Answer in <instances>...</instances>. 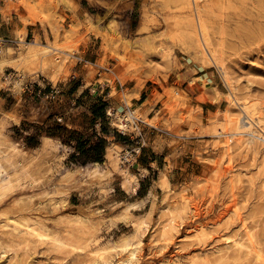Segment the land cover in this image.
<instances>
[{
	"label": "rangeland",
	"instance_id": "rangeland-1",
	"mask_svg": "<svg viewBox=\"0 0 264 264\" xmlns=\"http://www.w3.org/2000/svg\"><path fill=\"white\" fill-rule=\"evenodd\" d=\"M13 3L0 4V22H8L9 29L27 24L31 31L28 41L38 33L44 44L52 40L75 51L72 57L59 55V73L40 61L27 67L25 77L14 68H5L0 83V180L11 184L12 190L0 203V264H96L98 257L107 259L108 248L132 233L134 222L143 218L149 229L142 236L137 264L174 260L177 264H263V145L245 136L240 140V136L224 134L230 120L241 115L239 106L230 102L224 76L226 73L241 100L257 104L264 120V0H195L204 33L222 54L213 63L195 49L182 21L191 11L190 0ZM101 17L96 27L94 23ZM33 19L34 24L30 23ZM0 39L2 48L17 51L15 37L11 31L3 32L1 25ZM81 59L89 70L86 84L98 76L100 82L113 85L107 109L113 114L119 109L127 113L126 98L131 101L130 109H137L141 103L136 98L147 90L149 100L137 112L145 121L140 125L143 138L136 137L138 132L124 139L116 137L120 127L113 121L115 114L104 123L107 134L102 132L100 121L90 110L101 94L87 89L77 100L73 92L79 81L75 67ZM20 77L23 80L18 86ZM55 88L61 92L52 97ZM14 108L18 109L16 116L10 114ZM148 117L153 118L154 126L148 124ZM72 130L95 141L97 136L104 137L115 153L106 156V146L100 167L112 171L109 177L66 190L59 179L67 169L76 171L77 166L93 164H86L88 155L71 158L76 151ZM133 130L130 127L129 131ZM48 133L57 135L47 139ZM153 135L174 153L179 150L184 155L179 168L174 169L168 159V166L159 160L160 170L147 169L145 156L151 155ZM139 144L143 147L137 162L127 161L125 156ZM162 170L168 172L172 190L157 183ZM213 170L217 172L215 182L209 179ZM129 173L136 176V190L125 179ZM85 174L86 170L79 172L78 178L84 179ZM150 191L154 194L148 197ZM183 194L191 200L184 213L181 211V229H176L171 209L182 205ZM137 201H141L140 207L126 210L129 203ZM11 202L20 209L3 213ZM68 213L83 216L85 221H72ZM7 215L11 221H35V228L48 233L39 240L36 235L14 232L5 224ZM240 217L252 230L263 260L254 252L240 254L235 246L219 240L221 235H243ZM57 236L79 248L58 247ZM165 239L170 240V246ZM97 248L105 251L97 255ZM116 255L109 257L111 264H117Z\"/></svg>",
	"mask_w": 264,
	"mask_h": 264
},
{
	"label": "bare ground",
	"instance_id": "bare-ground-1",
	"mask_svg": "<svg viewBox=\"0 0 264 264\" xmlns=\"http://www.w3.org/2000/svg\"><path fill=\"white\" fill-rule=\"evenodd\" d=\"M16 1H14L15 3H13L11 5L17 6V5H23L24 4V0H19V1L16 0ZM190 2L191 3L189 6L191 7V11H188L183 16L184 20H182V21L187 26L188 34H190V37H191V40H192V43H193L195 49L198 50V52L202 55V57L204 59H207L208 61H210L212 63L216 62V60L219 57H221L220 55H222V54H220L221 52L220 53L218 52L219 47L217 48L216 47L217 45L215 46V44L212 42V39L209 37V34H207V36L205 35L204 30H203L204 26H203V24H201V22L199 20L200 17H199L198 10H196L194 7L195 6V0H190ZM187 3H188V1H187ZM13 6H12V8H13ZM33 20L34 21L30 22V23L34 24L36 20L35 19H33ZM101 20H102V17L100 19H98L94 23V25L96 27L100 26ZM26 25L18 26L14 30L15 40L17 41V43L19 45L16 52L14 51L15 49L12 47L2 48V53L0 54V83L3 82V76L6 74L5 73L6 67H11V68L16 69L17 71H19L21 73V76L25 77L27 67L35 61H40L41 64L44 65V67H49L50 65L54 66L56 73H59L61 70L60 64H62L61 63L62 61L58 60V59H60L59 55L62 54V55H65V57L74 56L72 53L75 51L74 48L68 47V45L59 44V43L52 41V40L49 43L44 44L41 42L38 33H36L34 35L31 42L28 41L27 40L28 30H27ZM66 48H68L69 51ZM53 53L56 56H53L52 55ZM64 61H65V59H64ZM21 65H23V70L21 69ZM220 66L223 68V64H221ZM224 78H225L227 85L230 89V93L227 94L228 97L230 98V102L236 103L239 106V109H240L239 112L241 113V115L236 116V118L230 120V122L227 125L228 127L226 128L227 131L224 132V134L228 135V137L229 136L230 137L240 136L239 137L240 140H244L242 137L245 136V138L247 137V138L255 140L254 142L257 144H259L258 142H261V145H263L262 147H263V151H264V143L261 141L262 140L261 136L264 138V120L260 114V110L257 107V104L255 102H250L248 99H245V100L242 99L241 100L237 96L236 92L234 91V87L232 85V82L229 80L226 73H225ZM22 80H23V78L20 77L19 81L17 82L18 86L21 85ZM125 103H126V107L128 108L126 111L127 113H125V115L123 113L125 111V109L124 110L119 109L116 113H114L115 115L111 111H109L112 113V115H114L113 121H116V122H114L115 125L118 123L117 125L120 127V129H122L126 126L124 123V118L122 117V113L124 116H128L126 118L127 120H131L132 122H134L135 119L139 117L138 116V113H139L138 110L141 108V104H140V105H138L137 109H133V110L130 109L131 101L127 98L125 99ZM17 110L15 109V110L11 111L10 114L12 116H16V113L18 112ZM159 112L160 111L158 110V113ZM237 115H238V113H237ZM148 124L152 125V126L155 125L153 118L148 117ZM45 138H47V139L52 138V136L47 135V136H45ZM114 151H115V149L112 146H107L106 156L110 157L112 155L111 152L115 153ZM119 155H120L119 153H116V157H119ZM115 159H118V158H115ZM100 166H101L100 162H94L93 164H91V166H88V165L77 166L76 171H72L70 169H67L66 173L63 174L59 179V181L61 183V187L66 189V190H70V189H73L76 187L78 188L83 183H86L89 181L101 180L103 178L109 177L111 175L112 171L110 169H104L103 170V169H101ZM24 169H26L25 166H24ZM33 169H34V167L31 168L32 171H33ZM84 170H86L85 178L84 179L82 178V180H81L78 178V173L79 172L82 173ZM124 170H127V169L125 168ZM125 179L127 180L128 183L131 184V186L134 188V190L137 189L136 183H135L136 182L135 174L129 173V176H127ZM209 179L213 180L215 182L217 179V172L214 171L209 176ZM156 181H157V183L162 185L165 189L172 190V183H171V180L169 178L167 171L162 170V174L160 175V177ZM11 190H12L11 184H5L3 181L0 180V203H1V201L4 200V197ZM153 194H154L153 191H150L148 194V197L152 196ZM182 196L184 198L180 202L182 205H184V208L182 205H180V206L175 205L174 208L171 209V213L174 215L172 218L173 219V226L176 229L179 227L181 229V225L183 224V220H184L183 217L181 216V211H183L185 208L187 209V207L189 206L190 200H191V198L187 194L186 195L183 194ZM143 201H144V199H143ZM56 203H57V201H56ZM8 206L9 207L3 213L9 214V212H11V211L13 212V211H17L20 209L19 206H17V204L15 202H11L10 205L8 204ZM140 206H141V201L129 203V205H127V207H126V210L131 212L133 209H137ZM187 212H189V211H187ZM183 213H184V211H183ZM66 216L68 219H70L72 221H77V222L78 221H82V222L85 221V218H83V216H80V215L68 213ZM181 217L183 219L182 222L180 221ZM6 218H7V222L5 224L8 226L11 225V227H13L14 232H18V233L25 232V233H27V235L29 234L30 237H32V235H36L39 238V240H40V238L45 237L46 234L48 233V231H46L47 232L46 234L39 231L37 229V227L35 228L33 225L36 222L33 221V223H32L29 221L28 218H24V220L14 218L13 221L10 220L11 217L8 215ZM240 220H241L240 222L243 226V232H244L243 235H239V237H236V238L229 236V235L228 236L227 235H221L219 240L224 242V244L226 243L227 245H231L233 247L235 246L240 254H248L249 255L252 252H254L256 254V257L259 260H263V257L261 256L260 251L255 247L256 245H254L253 235L250 232L251 229L249 228L250 230H248L246 221H245V219H243V217H240ZM42 224H44L43 221H42ZM134 224H136V226H135V229L132 233L123 235L121 237V239L116 243V245L108 248V251L106 254H109L112 257H113V254H117L119 256L117 264H137V262L141 258V255H142L141 251H142V247L144 244V242L142 241V236L149 229V223L146 221L145 218H143L138 223L134 222ZM44 230H45V228H44ZM20 236H21V234H20ZM53 236H56V235H53ZM23 237H25V236H23ZM51 238L49 237V239H51ZM47 240H48V238H47ZM55 240L58 243V247L59 246H62V247L67 246V248H70L69 246L74 247V248L78 247V244H75V243L73 244L71 242L65 241L66 239L64 240V238L62 239V238H60V236L59 237L57 236L55 238ZM169 241H170L169 239H165L163 242L166 244V246H168L170 243ZM165 244H163V246ZM75 245H77V246H75ZM74 248H71L72 251L74 250ZM164 248H165V246L163 247V249ZM103 251H105V250L102 248H99L98 250H96V254L100 255V252H103ZM112 252H114V253L112 254ZM248 255H245V256L247 257ZM109 257L107 259H103L102 261L100 260L101 257H98L96 259V261H97L96 264H111L112 260L109 259ZM246 257H245V259L248 258V257L247 258ZM175 263L176 262L174 260V261L169 262L168 264H175ZM177 263H179V262H177ZM203 263H205V262H203ZM193 264H196V263H193Z\"/></svg>",
	"mask_w": 264,
	"mask_h": 264
},
{
	"label": "crops",
	"instance_id": "crops-1",
	"mask_svg": "<svg viewBox=\"0 0 264 264\" xmlns=\"http://www.w3.org/2000/svg\"><path fill=\"white\" fill-rule=\"evenodd\" d=\"M101 1L105 3H113V0H101ZM102 6L107 8V6L104 4H102ZM7 23L8 22H6L5 20L0 22L1 27H3V32H5L6 30L11 31V36L15 37L14 35L15 27L9 29ZM27 30H28L27 38H29L31 35V31L30 29ZM40 34L42 36V40L46 41L44 32L40 31ZM85 65H86V61H83L81 59L80 64L75 67V72L79 73L78 75L79 81L77 82L79 83V85L77 89L73 92L77 95V97H80V95L85 90L92 89L97 94H101L100 96H102V94L105 93L103 97L107 101H109V99L112 98L113 85L109 81L100 82L98 76H96L95 79L91 81L89 84H86V79L89 78L90 75H89V70L85 68ZM93 85H95V88H92ZM136 99L138 100L139 103H141V107H143L146 101L149 100V93L147 92V90H143L141 91L140 96L137 97ZM150 132H152V130L149 131V133ZM156 137L157 135H153V137H151L149 141V146L151 148V155L145 156L147 169L149 171L152 170L156 171L158 169L160 170V168H158L159 160L163 162L166 166H168V161L170 160V163L173 165L174 169L179 168L180 164L184 160V155H182L179 152V150L176 153H174L167 144L162 145L160 142H157Z\"/></svg>",
	"mask_w": 264,
	"mask_h": 264
},
{
	"label": "trees",
	"instance_id": "trees-1",
	"mask_svg": "<svg viewBox=\"0 0 264 264\" xmlns=\"http://www.w3.org/2000/svg\"><path fill=\"white\" fill-rule=\"evenodd\" d=\"M79 83L74 84L73 91H75L78 87ZM87 90H85L77 100H80L86 94ZM109 107V103L104 99L103 96H98L97 101L90 107V110L94 114V119L100 121L101 129L104 134H107V128L104 126V123H107V109ZM49 136L55 137L57 133H48ZM116 137L125 138V135L121 133H115ZM72 140H75V148L76 151L71 155V158L76 157L78 154L83 156L88 155V162H103L105 156V150L107 146V140L104 137L97 136V140L95 141L91 136H86L83 132H78L75 130L71 131ZM38 143H36L37 145ZM33 146V144L31 145Z\"/></svg>",
	"mask_w": 264,
	"mask_h": 264
},
{
	"label": "built area",
	"instance_id": "built-area-1",
	"mask_svg": "<svg viewBox=\"0 0 264 264\" xmlns=\"http://www.w3.org/2000/svg\"><path fill=\"white\" fill-rule=\"evenodd\" d=\"M6 1H11V2H14L16 0H0V4L1 3H4ZM1 40V39H0ZM2 53V45H0V54ZM61 92L60 89H57L55 88L54 90H52L51 92V96L52 97H56L57 94H59ZM107 113H108V116H111L112 113L109 112V110H107ZM124 123H125V127L118 130L120 133H122L123 135H130V134H136V132H138L136 135V137H140V138H143V129L140 127L141 124H144L145 121H143L141 118H136L134 122H132L131 120H127V116H124ZM130 127H134V130L133 131H129ZM261 141L264 143V138L261 136ZM140 145V144H139ZM142 147H143V144H141L138 149H134L131 153H129L127 156H125L126 160L127 161H130V162H137V159L139 158L140 156V153L142 151Z\"/></svg>",
	"mask_w": 264,
	"mask_h": 264
}]
</instances>
